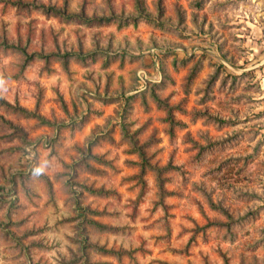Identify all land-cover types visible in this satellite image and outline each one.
Wrapping results in <instances>:
<instances>
[{
	"label": "rangeland",
	"instance_id": "374dc122",
	"mask_svg": "<svg viewBox=\"0 0 264 264\" xmlns=\"http://www.w3.org/2000/svg\"><path fill=\"white\" fill-rule=\"evenodd\" d=\"M143 3L0 0V264H264V16Z\"/></svg>",
	"mask_w": 264,
	"mask_h": 264
},
{
	"label": "trees",
	"instance_id": "16d2710c",
	"mask_svg": "<svg viewBox=\"0 0 264 264\" xmlns=\"http://www.w3.org/2000/svg\"><path fill=\"white\" fill-rule=\"evenodd\" d=\"M134 5H135V10L136 13L133 15H129L127 17H117V16H108V17H100L98 18H87L84 14H72V15H67L65 12L62 11H57V9H52V8H48L46 9L45 13H53L57 18L61 19L64 21L65 24H80V25H84V27L86 28H93V27H100L104 24H117L118 28H124V27H128L130 25H137L138 23H144V24H149L150 26H152L153 28H157L160 30H168L169 28H167V24L163 21H159L158 19L160 18H153L152 16H150L147 13V9L146 6L143 3V0H133ZM159 10H160V15H163V4H161V0H159ZM39 9H44L43 7H39ZM97 53L92 54V55H88V56H84V55H75L79 60H87V59H94L96 57ZM105 56V54H102ZM66 57H69V55L67 56H63V61H65ZM118 56H114V55H109V59L115 61L117 59ZM1 104L7 106V107H12L10 104H8V102H6L5 100L1 99ZM155 101L159 104V105H163L166 106L165 110L167 111V115H169V118H172L173 115L171 114V110L172 108H170L169 106H167V104H165V101H163L162 99H160L159 97H155ZM15 112H19L22 115L26 116V117H33V118H38V116H36L35 114H31L29 113L25 108L23 107H18V108H14ZM39 120H42L41 118H38ZM134 150H137V152H139L140 157L143 158V160L145 159V154L143 153L142 149H140V147H136L134 148Z\"/></svg>",
	"mask_w": 264,
	"mask_h": 264
},
{
	"label": "crops",
	"instance_id": "0c3cea01",
	"mask_svg": "<svg viewBox=\"0 0 264 264\" xmlns=\"http://www.w3.org/2000/svg\"><path fill=\"white\" fill-rule=\"evenodd\" d=\"M255 6L256 15L264 16V0H247Z\"/></svg>",
	"mask_w": 264,
	"mask_h": 264
},
{
	"label": "clouds",
	"instance_id": "9594fccd",
	"mask_svg": "<svg viewBox=\"0 0 264 264\" xmlns=\"http://www.w3.org/2000/svg\"><path fill=\"white\" fill-rule=\"evenodd\" d=\"M44 174V167H38L34 170L33 175L40 176Z\"/></svg>",
	"mask_w": 264,
	"mask_h": 264
}]
</instances>
